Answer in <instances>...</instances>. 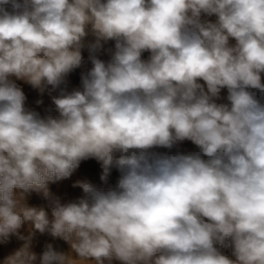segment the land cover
<instances>
[{
    "label": "clouds",
    "instance_id": "clouds-1",
    "mask_svg": "<svg viewBox=\"0 0 264 264\" xmlns=\"http://www.w3.org/2000/svg\"><path fill=\"white\" fill-rule=\"evenodd\" d=\"M89 160L115 187L53 193ZM38 234L67 248L37 252ZM13 238L0 264H264V0H0Z\"/></svg>",
    "mask_w": 264,
    "mask_h": 264
},
{
    "label": "crops",
    "instance_id": "crops-1",
    "mask_svg": "<svg viewBox=\"0 0 264 264\" xmlns=\"http://www.w3.org/2000/svg\"><path fill=\"white\" fill-rule=\"evenodd\" d=\"M87 54L85 53V56ZM79 71V70H77ZM18 83L21 84V87L23 88V90H27L29 91V86L26 85V84H23L22 82H19ZM38 100H34V99H30V97H28V104L29 106L33 107V108H36L37 110H39L38 108L40 106H44V104H37ZM179 149L180 150H186V151H194L195 150V146L191 144V142H188V141H185L183 144L179 145ZM156 151H159V152H167L169 150L167 149H156ZM176 149H173L172 152H175ZM94 172H98V174H94ZM100 173H101V169H100V166L99 164H95V163H92V162H82L80 168L75 172V174L69 179V180H65V181H62V182H59L58 184H55V185H51V190L53 191L54 194L56 195H59L62 200H69V199H72L71 196H74L75 192L77 193L78 191H72V195H70V189L72 187V185H67V181H70L72 183H74L75 181L77 180H87L89 182H92V183H103L100 181ZM111 176H119V173L118 172H114L111 174ZM111 176L109 177V180H108V184L113 180L111 178ZM118 180V178L116 179V181ZM77 198V197H76ZM30 204H33V205H39L42 203L41 199L36 196L35 194L32 195V197L30 198V201H29ZM45 242H51L53 243L54 245L60 247V248H64L66 249L67 248V245L64 244L63 241H60V240H54L52 237L48 236V235H43V236H40L39 234L37 235V243H36V248L35 250L37 252L41 251L42 250V247H43V244ZM19 243L18 241L15 240V238H13L11 244L7 245V246H3V247H0V256L4 255V254H7V252H9L10 250H12L13 248L15 247H18L19 246Z\"/></svg>",
    "mask_w": 264,
    "mask_h": 264
},
{
    "label": "rangeland",
    "instance_id": "rangeland-1",
    "mask_svg": "<svg viewBox=\"0 0 264 264\" xmlns=\"http://www.w3.org/2000/svg\"><path fill=\"white\" fill-rule=\"evenodd\" d=\"M70 86L72 87H75V86H79V71H77L76 73H73L70 77ZM25 94L27 95V97H30V99H34V100H42L44 104V106H40L38 109L39 111L43 112L45 108H48V107H51V100H50V97L47 96V95H44V96H40L37 94V92H35L34 90H32L29 86V91L25 90ZM85 162H92V163H95V164H98L96 161L94 160H89V161H85ZM114 172H117L116 170H113ZM112 171V173H113ZM75 174V173H74ZM94 174H98V172H94ZM111 178L113 179L109 184H104V183H94L96 184L97 186L99 187H104V188H107V187H115V184H116V179L118 178L117 176H111ZM67 185H72L73 183L70 182V181H67L66 183ZM78 191L77 193L75 192L74 196H71L72 199H75L76 197H79L80 195H82V192L79 188H73L71 187L70 189V195H72V191ZM225 253L230 255V250L228 249H225Z\"/></svg>",
    "mask_w": 264,
    "mask_h": 264
}]
</instances>
